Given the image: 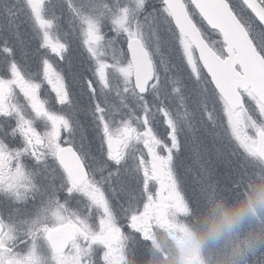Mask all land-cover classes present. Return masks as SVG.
<instances>
[{"label":"snow or ice","instance_id":"1","mask_svg":"<svg viewBox=\"0 0 264 264\" xmlns=\"http://www.w3.org/2000/svg\"><path fill=\"white\" fill-rule=\"evenodd\" d=\"M254 162L264 0H0V264H141Z\"/></svg>","mask_w":264,"mask_h":264},{"label":"trees","instance_id":"2","mask_svg":"<svg viewBox=\"0 0 264 264\" xmlns=\"http://www.w3.org/2000/svg\"><path fill=\"white\" fill-rule=\"evenodd\" d=\"M188 208L186 224L200 247L204 264H238L264 220V165L254 162L234 194L209 192ZM129 258L137 264L132 253ZM141 264H173L147 244Z\"/></svg>","mask_w":264,"mask_h":264},{"label":"rangeland","instance_id":"3","mask_svg":"<svg viewBox=\"0 0 264 264\" xmlns=\"http://www.w3.org/2000/svg\"><path fill=\"white\" fill-rule=\"evenodd\" d=\"M187 215V207L178 206L177 210L167 217L159 218L158 221L163 224L160 229L163 237H158L154 232L151 235L154 238L153 242L159 246V251L165 254L166 259L173 264H204L196 238L186 224ZM156 223L155 220L154 224Z\"/></svg>","mask_w":264,"mask_h":264},{"label":"flooded vegetation","instance_id":"4","mask_svg":"<svg viewBox=\"0 0 264 264\" xmlns=\"http://www.w3.org/2000/svg\"><path fill=\"white\" fill-rule=\"evenodd\" d=\"M154 221H155V220H154ZM154 221L152 222V224H151V226H150V228H149V230H148V235H147L148 245L150 246V248H151L152 250H155V251L159 252L160 254L164 255L163 252H160V251H159V246H157V244L153 242V239H154V238L151 236L152 234H154V232H156V235H157L158 237H159V236L163 237V235L160 234V233H161V232H160V229H162L163 224H160V222H159L158 220H156L157 223H156V225H155V224H154ZM154 244H155L157 247H156ZM131 255H132V251L129 250L128 253H127L128 261L126 262V264H133V261L129 258V256H131Z\"/></svg>","mask_w":264,"mask_h":264}]
</instances>
